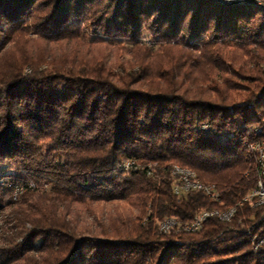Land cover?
I'll return each instance as SVG.
<instances>
[{
	"label": "trees",
	"instance_id": "trees-1",
	"mask_svg": "<svg viewBox=\"0 0 264 264\" xmlns=\"http://www.w3.org/2000/svg\"><path fill=\"white\" fill-rule=\"evenodd\" d=\"M85 23L135 41L147 30L168 46L115 72L79 50ZM28 25L74 44L44 68L28 51L0 68V162L20 163L15 183L25 190L9 243L21 237L26 252L42 238L33 264H264V241L253 246L264 236V204L238 205L230 221L210 215L196 231L160 228L168 216L185 222L235 205L256 186L249 144L264 137V5L0 0V52ZM242 88L248 93L234 91ZM127 158L143 167L124 168ZM176 164L214 183L220 199L201 190L178 197ZM109 199L128 200L137 213L83 233L72 205Z\"/></svg>",
	"mask_w": 264,
	"mask_h": 264
},
{
	"label": "rangeland",
	"instance_id": "rangeland-1",
	"mask_svg": "<svg viewBox=\"0 0 264 264\" xmlns=\"http://www.w3.org/2000/svg\"><path fill=\"white\" fill-rule=\"evenodd\" d=\"M81 27L83 34L85 35V43L78 45L80 48L79 50L85 52L87 56H95V59H104V65L113 69L115 72L120 71L121 68L124 70L133 69V65L136 61L138 62L141 58H145L147 53L161 55L163 54V49L168 46L165 43L161 45L162 43H159L147 30H144L142 36L135 41L119 35H104L99 30L95 31V29L91 28L87 23L83 24ZM20 35H22V37H20ZM96 36H101L100 41L93 42L92 39ZM73 44L74 41L66 39L45 40L44 38H41L40 35L36 34L33 31V28L29 26L27 27V30L24 28L20 33L14 35V38L7 42L6 46L1 50L0 68L5 62H9L11 58L21 56L26 51L29 52L30 56H28L30 58L33 59L36 57V59L41 61L39 62L40 67L44 68L48 63V59L50 60L53 56L57 57L64 52H68L71 50V47H73ZM173 50L175 53L177 52L175 48ZM262 64L264 66V62ZM137 67V65H134V70L137 69ZM30 71L31 67L28 64L25 66V72ZM244 83L245 85L249 84L248 82ZM253 85H255V81H252V86ZM234 91L237 94L248 93V91L243 88ZM203 127L208 128V124L205 123ZM21 174H23V171L22 168H20V163L18 161L13 159L7 160L6 158L5 161L0 162V264H33L35 258H38L40 253L38 248L43 242L42 238H38L33 245L34 249L26 250V252H23L25 249L23 243H21L23 241L21 237H18L16 244L9 243V240H12L13 235L15 234L13 228L15 222L12 221L14 217L13 214L15 211H21L23 208L20 206L21 204L19 201L22 199L25 192L23 189L24 186L21 185L22 183L20 182L18 184L15 183L18 176ZM19 180H22V178ZM25 180H27V183L29 182L32 188L36 187L28 176ZM49 187V185L43 184L39 186V189L40 191H47L49 190ZM254 188L255 187L251 190ZM251 190H249L243 197L250 195ZM11 201L18 202H15L16 204H10ZM245 202L247 201H244L243 203ZM248 202L251 204L254 203V201ZM243 203L238 204L237 202L236 204L241 205ZM213 209L225 210L226 208L217 207ZM71 211L75 213L79 229L83 233L99 234L102 230L101 225L108 226L112 223L114 218L119 216H133L137 213V208L125 199H109L87 200L84 203L73 204ZM70 216L74 217L73 214H70ZM254 238H257L253 244L256 249L263 243L264 236L255 235Z\"/></svg>",
	"mask_w": 264,
	"mask_h": 264
},
{
	"label": "bare ground",
	"instance_id": "bare-ground-1",
	"mask_svg": "<svg viewBox=\"0 0 264 264\" xmlns=\"http://www.w3.org/2000/svg\"><path fill=\"white\" fill-rule=\"evenodd\" d=\"M222 1H224V2H243V1H245L246 2V0H222ZM252 2L264 5V2H261L259 0H252ZM249 147L251 149H253V151H255V153L257 155V161L260 165V177L256 183L255 188L250 191V195H248V196L246 195L245 199L238 202V204L243 203L244 201H254L253 204H256V205L261 204L262 205V204H264V193L256 192V187L261 186V189H264V141L262 143V147H259L258 143H250ZM178 166H181V165L176 164L173 167L172 171L177 169ZM124 168H126V165H124ZM182 176H185L186 178H190V179L177 178V186L189 187L190 186V180H192L193 184H196V186H199V188H205V190H209V192H211L212 196H210V193H205V194H207L210 198L220 199V197H218L219 192L216 188V185L214 183H205V182L200 181V179L196 176L195 172L192 171L191 169L183 167ZM238 204L232 205V206L226 208L225 210H222V209H210V210H208V209H206V210H203L201 212H198L197 214L217 213V215H219V218H221L223 221L224 220L229 221L232 219L233 215L235 214ZM165 219H167V217ZM160 228L166 232L172 230L173 228L178 229V220H171L170 221V227L167 225H163V223L160 222Z\"/></svg>",
	"mask_w": 264,
	"mask_h": 264
},
{
	"label": "built area",
	"instance_id": "built-area-1",
	"mask_svg": "<svg viewBox=\"0 0 264 264\" xmlns=\"http://www.w3.org/2000/svg\"><path fill=\"white\" fill-rule=\"evenodd\" d=\"M259 1L264 2V0H259ZM263 141H264V137L257 139L255 141H252L250 143H258L259 147H262ZM121 165H126V169H135V170L140 169V167H143V165H141L139 162L135 161L134 159H130V158L124 159ZM182 169H183V166H178L177 169H175L174 171H171V175L174 178L173 190L178 197H182L183 195L187 194L188 192L192 190H201L204 193H210V196H212L209 190H205V188H199V186H196V184H193L192 180H190L189 187L177 186V178H186L185 176H182ZM186 179H190V178H186ZM256 192L264 193V189H261V186L256 187ZM218 197H220V195ZM242 199H245V197H242ZM210 215H215L219 218V215H217V213L195 214L190 220L182 222L176 216H168L167 219H162L161 223H163V225H167L170 227L171 220H178V229H184L186 231H196V230H199L203 226L204 221Z\"/></svg>",
	"mask_w": 264,
	"mask_h": 264
}]
</instances>
